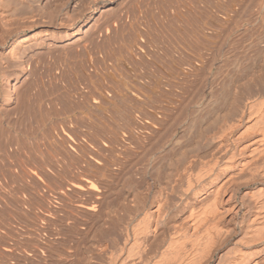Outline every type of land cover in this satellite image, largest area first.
<instances>
[{
	"label": "bare ground",
	"instance_id": "obj_1",
	"mask_svg": "<svg viewBox=\"0 0 264 264\" xmlns=\"http://www.w3.org/2000/svg\"><path fill=\"white\" fill-rule=\"evenodd\" d=\"M96 1L75 9L73 0H0L4 105L14 92L6 85L27 74V57L36 50L67 67L80 41L72 40ZM209 2L210 15L203 16H210V37L201 40L207 32H198L205 29L203 20L194 21L200 16L158 12L150 20L160 14L161 29L147 21L124 49L109 53L113 61L106 54L111 75L109 67L99 76L93 72L95 80L83 75L87 90L75 111L82 129L74 126L76 118L49 126L50 138L34 140L26 157L33 165L18 169L19 201L28 207V195L30 208L21 219L22 253H2L6 264H264V0ZM72 42L71 54L60 45L57 54L50 52L54 44ZM97 50L81 61L104 60ZM46 63L42 68L49 70ZM19 102L10 110L21 111Z\"/></svg>",
	"mask_w": 264,
	"mask_h": 264
},
{
	"label": "rangeland",
	"instance_id": "obj_2",
	"mask_svg": "<svg viewBox=\"0 0 264 264\" xmlns=\"http://www.w3.org/2000/svg\"><path fill=\"white\" fill-rule=\"evenodd\" d=\"M74 1V3H72L73 5H74V7H75V9L76 8H78L79 6H80V4L81 5H83L85 2L86 3H90L91 2V0H73ZM78 1H79V3H78ZM93 1V0H92ZM191 1V2H190ZM208 1V2H207ZM210 0H97L96 2H97V9H96V13L94 12L91 16H90V18L87 20V22H85L84 23V25L82 26V28H81V30H80V32L77 34V36L74 38V40H72L73 42H75V41H77V39L78 40H80V41H77V42H79V45L81 46L80 47V49L81 48H84L85 50H86V52H85V50H81V52L82 51H84L83 52V54L80 52V49H78L79 48V45H75L73 42H72V44L69 46L68 45V43H67V45H66V43H60V44H58V46L57 45H53V46H51L50 47V52L52 53V52H54V54H57L58 53V51L61 49V50H63L64 52H69V54H71V53H73V55H74V58H75V53L74 52H72L74 49H75V47H76V49L75 50H78V51H75V52H77V56L76 57H79V59H80V61H81V59L83 60V56L84 57H86L85 56V54L86 53H90L91 51H89V50H93V52L92 53H94V51H96L97 49H99V50H97V51H99L100 52V54H99V52L97 53L96 52V54L99 56V57H103V59L104 60H102V58H101V60L97 57V55H96V57L97 58H94V59H96V60H92V59H90V61H88V60H86L87 58H85L84 59V62L83 61H81V63L80 64H78L80 61L79 60H77V61H79V62H77L76 61V58L74 59V58H71L70 60H69V64L67 63V64H65V66H67L68 68H71L72 70H73V72L74 73H72L71 71L72 70H70V69H67V67H64L63 65L64 64H62V63H60V62H56L59 66H60V68H59V66H58V68H56L57 67V64H54L53 63V59L50 57V56H48V57H46V59H45V57L44 58H42L43 57V51L44 50H40V52L38 51V50H36L34 53L35 54H37V52H38V56H36L34 53V55H31L33 58H34V62H33V59H32V57L29 55L27 58H29V60H28V62H26L27 63V67H28V70H26V73L27 74H23L21 77H22V79H21V77L19 78V79H17V80H13V81H10V83L8 82V84L6 85V86H8L11 90H12V96H11V98H10V100H9V102L7 103V104H5L4 105V103H3V99H4V97L2 98V96H4V92H0V97L2 98H0V104H1V106H2V109L0 108V114H2V115H0V123H2L3 125H5V126H3L2 124H1V126H3V128H2V130L3 131H8V132H0V135H2L3 136V138H5L6 137V139H7V141H11V143L9 142H7L5 139H3L2 138V136H1V138H0V178H6L7 180H8V184L9 185H12L13 183H9L10 182V180H9V178L10 179H12L11 177H13V175H14V171H16L17 170V172L19 171V170H23L24 171V169H26V170H28V168L31 166V165H33L31 162H32V159H30V157L27 159L26 157H28L29 156V154H31V152H32V154H33V149H31V148H33L34 147V140H36L37 142L39 141L38 139H42L43 140V138L45 139V140H48L49 138H50V135H51V133L50 134H48L47 133V130L49 131V129H51V128H49V126L50 127H52V125H56L57 123H59V124H63L65 121H66V119H68L69 121L71 120V118H73L74 120H75V118H76V120H75V122H76V125H74L73 124V121H72V124L74 125V126H76V129H78V127L80 128V123H81V119H78L77 120V117L76 116H78V114L76 113L77 111H78V107L79 106H77L78 104H77V102H78V97H80V93H82L83 92V90H84V87L85 88H87V85H85V83H86V81L88 82V80H89V78H92V80H95L96 78H97V76H96V78L95 77H92V75H96V73H98V76L99 75H101L104 71H102L100 74H99V69L100 70H105V68L106 69H108V67L110 68L109 69V71L107 72L106 70H105V72L106 73H111L112 74V72H111V61L110 60H112V58H113V55H114V51L115 52H117V48L119 49V50H122V49H124V45L126 44V46L128 45L127 43H130L131 42V36L130 35H132V33L135 31V30H131V29H129V28H127L128 26L126 25V24H118V26L115 28V27H113V25H112V22L114 21V19H118L119 17H120V14L121 13H123V12H125V11H127V10H129V11H132V12H137V11H144V16H145V20L147 19V17H148V20H146V22L148 21V24H149V21L152 23V25H153V23H154V25H156V27L158 28H160V26L163 24V26L165 25V22H160V21H163V20H161L160 19V17H161V15L159 14V16L160 17H158L157 18V20H154V21H151L150 19H153V17L155 18L157 15L156 14H158V12L159 13H162V15L164 14V15H166V14H185V15H188L189 16V14H190V17H192L191 19L193 20V18H194V15H195V18L196 17H198V16H200V17H198V18H200V19H194V21L196 20L197 22L196 23H199L200 25H201V23H202V20H203V23L205 22V20H206V22H207V24H208V22H210V19H209V17L207 18H205L204 16H203V14H205V16H206V14L208 15L210 12V2H209ZM80 2H82V3H80ZM183 2V3H182ZM196 2V3H195ZM205 2V3H204ZM78 5H77V4ZM88 3V5L86 6V7H88L89 5H91V4H89ZM188 3H192L191 5L190 4H188ZM204 5H203V4ZM71 4V5H72ZM73 5H72V8H74L73 7ZM84 5H86V4H84ZM99 6V7H98ZM83 7H85V6H83ZM71 8V7H70ZM74 10V9H73ZM189 10V11H188ZM195 10L198 12V11H200V12H198L199 14H202V16L201 15H198V13L197 12H195ZM179 11V12H178ZM181 11H182V13H181ZM157 12V13H156ZM169 12V13H168ZM190 12H193L192 14L190 13ZM195 12V13H194ZM206 12V13H205ZM209 12V13H208ZM152 13V14H151ZM153 15H155V16H153ZM210 15V14H209ZM152 17V18H151ZM205 18V20H204V18ZM202 18V19H201ZM209 19V20H208ZM199 20H200V22H199ZM194 21H190V22H194ZM95 22H97V23H95ZM206 22L204 23L205 25H207L206 24ZM162 23V24H161ZM173 23V22H172ZM171 23V24H172ZM195 22L192 24V25H195L196 24ZM202 23V27H203V29L204 30H201L200 31V29H198L197 28V25H196V30L195 31H198L199 33L201 32V36L203 37L205 34L204 33H206V37L204 36L203 38H201L200 36V38H201V40H203L204 38L206 39V38H208V37H210V36H208L207 34L209 33L210 34V28H209V26H210V23L207 25V26H205L204 24ZM97 24V25H96ZM100 24V25H99ZM176 24H178V23H176ZM192 25H190V27L192 28L193 26ZM199 25V27L202 29V27ZM204 25V26H203ZM98 26V27H97ZM162 26V27H163ZM105 27L106 28H109V30L107 31V32H104V29H105ZM161 27V28H162ZM195 27V26H194ZM193 27V28H194ZM96 28V29H95ZM160 28V29H161ZM208 28V29H207ZM99 29V30H98ZM198 29V30H197ZM96 30V31H95ZM139 30V29H138ZM93 31V32H92ZM193 31V29L191 30V32ZM202 31H204V33L202 32ZM97 32V34L95 35V33ZM194 32V31H193ZM192 32V33H193ZM93 33H94V35H93ZM192 33H190V35L192 34ZM203 33V34H202ZM189 34V33H188ZM194 34V33H193ZM192 34V35H193ZM196 34H198V33H196ZM195 34V35H196ZM198 35H200V34H198ZM198 35H196V37H198ZM94 36V37H93ZM97 36V37H96ZM130 36V37H129ZM208 36V37H207ZM90 38H92V39H90ZM96 38V39H95ZM99 38V39H98ZM199 38V39H200ZM76 39V40H75ZM210 39V38H209ZM94 40V41H93ZM128 40H130V41H128ZM205 41H209V40H205ZM96 42H97V45H96ZM99 42V43H98ZM76 43V42H75ZM82 43H83V47H82ZM61 44H65V46H64V48L65 47H67V46H69V48L67 47V48H65V50L63 49V46L61 45ZM75 45V47H74V45ZM95 44V45H94ZM59 45L61 46L60 47V49H58L59 48ZM92 45L93 46H96L95 48H97V49H94V47H92ZM74 48H73V47ZM118 46V47H117ZM71 47L73 48L72 49V51H71ZM90 47V48H89ZM123 47V48H122ZM51 48L54 50H51ZM113 48H114V50H113ZM55 49H57V50H55ZM67 49H69L70 51H71V53H70V51H68ZM60 50V51H61ZM110 50H111V52H110ZM57 51V52H56ZM102 51V52H101ZM81 53V55H80V53ZM108 52V53H107ZM92 53H90V55L92 54ZM103 53V54H102ZM109 53H112L113 55H111V54H109ZM31 54V53H30ZM88 54H86L87 56H88ZM103 56H102V55ZM106 54H109V55H107L109 58H111L110 60H109V58L108 57H105L106 56ZM123 54H124V58L126 59V58H128L127 56H125V55H128V54H125V52H123ZM39 55H40V57H41V59L43 60H41L40 59V57H39ZM52 55H53V53H52ZM72 55V56H73ZM79 55V56H78ZM89 55V56H90ZM112 56V57H111ZM37 57V58H36ZM38 57H39V59H38ZM51 58V59H50ZM106 58H107V66H106V62H105V60H106ZM38 61H37V60ZM47 59H48V62H49V64L52 66V69H51V66H50V68H49V70H48V68L47 67H49V65L46 63L47 62ZM78 59V58H77ZM36 60V61H35ZM41 60V61H40ZM45 60H46V62H45ZM73 60H75L74 62H75V64H74V62L72 63V61ZM87 62H86V61ZM52 61V62H51ZM94 63H93V62ZM98 61H99V63H98ZM102 61H104L103 63L105 64V66H104V64L102 63V67H101V62ZM110 61V62H109ZM113 61V60H112ZM43 62V63H42ZM45 62V63H44ZM33 63V64H32ZM42 63V64H41ZM70 63H71V65H70ZM84 63V64H83ZM87 63V64H86ZM89 63V64H88ZM92 63V64H91ZM109 63H110V65H109ZM33 66H31V65ZM43 64H46V68L47 69H45V68H42L43 67ZM86 64V65H85ZM91 64V65H90ZM98 64H99V68H98V70H97V66H98ZM54 65H55V67H54ZM69 65V66H68ZM74 65L75 66H77L78 65V67H76V70H78V71H76L75 70V67H74ZM88 65V66H87ZM31 66V67H30ZM39 66V67H38ZM45 66V65H44ZM73 66V67H72ZM94 66V69L92 70V68L91 67H93ZM96 66V67H95ZM62 67V68H61ZM103 67H104V69H103ZM32 68V69H31ZM54 68H56L55 70H53ZM63 68H66V69H64L65 70V72H64V74L67 72V75L65 74H63L62 73V70H63ZM88 70H87V69ZM37 69H41L40 70V72H39V70H37ZM44 69V70H43ZM50 69H51V71H50ZM83 69H85V71L83 70ZM47 70V71H46ZM69 71V73H68V71ZM32 71H33V73H32ZM34 71H36V72H34ZM44 71H46L47 73H49V71L51 72L50 74H48V76H46L45 75V73H44V75L47 77V78H49V76L51 75V74H55L56 75V73H57V75L60 77V76H63V77H54L53 78V76H50L51 78H49V79H47L46 77H44V75L42 74ZM57 71V72H56ZM59 71H61V72H59ZM90 71V73H88ZM92 71V72H91ZM96 71V72H95ZM29 72H31V73H29ZM38 72V73H37ZM42 72V73H41ZM53 72V73H52ZM56 72V73H55ZM70 72L72 73V74H70ZM76 72V73H75ZM81 72V73H80ZM94 72V74H92ZM28 73H29V75L32 77V78H27V76L28 77H30L29 75H28ZM34 73H35V76L37 77V80H38V78L40 79V76L42 75V79H43V81L42 80H39L40 81V83H39V81H37V80H35V76H33L34 75ZM46 73V74H47ZM60 73H62V74H60ZM80 73V74H79ZM84 73V74H83ZM86 73V74H85ZM88 73V74H87ZM105 73V74H106ZM109 73V75H111ZM41 74V75H40ZM82 74V75H81ZM24 75H27V76H24ZM40 75V76H39ZM75 75V76H74ZM83 75H84V79L86 80H84V82H81L82 80H83ZM91 76V77H87V76ZM106 75H108V74H106ZM68 76V77H67ZM23 77H25V79L27 78L28 79V81H27V79L25 80V79H23ZM35 77V78H34ZM67 77V78H66ZM79 77V78H78ZM88 79H86V78ZM54 80H56V81H53V79ZM72 78V79H71ZM94 78V79H93ZM29 79H34L35 81H37V82H34V80H33V83H35V84H33V83H30V82H32V80L30 81ZM50 79H52V81L54 82H52ZM58 79V80H57ZM61 79V80H60ZM64 79V80H63ZM70 81H69V80ZM74 79V80H73ZM76 79V80H75ZM81 79V80H80ZM19 80V81H18ZM45 80V81H44ZM48 80H50L51 81V83L50 82H48ZM68 80V81H67ZM91 80V81H92ZM17 81V82H16ZM30 81V82H29ZM59 81V82H58ZM63 81V82H62ZM66 81V82H65ZM74 81V82H73ZM90 81V80H89ZM1 82V86H0V88H4V86H5V84H4V82L3 81H0ZM13 82H15V83H13ZM26 82V83H25ZM27 82H28V84H27ZM43 84H42V83ZM49 84H48V83ZM58 82V83H57ZM68 82V83H67ZM72 82V83H71ZM94 82V81H93ZM36 83H38V85L36 84ZM55 83H57V85L55 84ZM62 85H61V84ZM71 83V84H70ZM73 83H75V85L73 84ZM82 83H83V85H85V86H83V88H82ZM4 84V85H3ZM25 84H27L26 86H25ZM33 84V85H32ZM48 84V85H47ZM61 86H63L64 84H66V86H64V88L63 87H60V85ZM3 85V86H2ZM22 85V86H21ZM24 85V86H23ZM29 85V86H28ZM31 85V86H30ZM39 85H42L43 86V90H42V87L41 86H39ZM50 85H52V86H50ZM56 85V86H55ZM55 86V87H54ZM80 86V87H79ZM11 87H16V88H11ZM18 87V88H17ZM26 87H29V89L28 88H26ZM40 87V88H39ZM46 87V88H45ZM66 87V88H65ZM68 87V88H67ZM78 87L81 89H79V92H76L75 93V91L76 90H78ZM2 88V89H3ZM6 88V87H5ZM21 88H25L24 90H26V93H27V95H26V93L24 92V90L22 91V89ZM32 88V89H31ZM39 88V89H38ZM45 88V89H44ZM50 88H51V90H50ZM55 88H57V89H55ZM63 92V90L65 89V91L60 95L59 93L61 92L59 89ZM35 89H37V91H35ZM41 89V91H39ZM88 89H89V87H88ZM93 89V91H95L94 90V88H92ZM19 90H20V93H19ZM34 90V91H33ZM48 90H50V92L48 91ZM55 90H56V92H55ZM71 90V91H70ZM85 90H87V89H85ZM84 90V91H85ZM32 91V92H31ZM38 91H39V93H40V95H38L39 93H38ZM43 91V92H42ZM59 91V92H58ZM67 91V92H66ZM17 92V93H16ZM71 92V93H70ZM24 93V94H23ZM38 93V94H37ZM66 93V94H65ZM28 94H30V95H28ZM38 95V97H37V95ZM48 94H49V96H48ZM79 94V95H78ZM17 95H19V96H17ZM33 95H35V97L33 96ZM72 95V96H71ZM48 96V97H47ZM58 96V97H57ZM62 96V97H61ZM64 96V97H63ZM71 98H70V97ZM25 97V98H24ZM28 97V98H27ZM34 97V99H36L37 101H39V102H37V101H35L34 99L33 100H31L32 101V103L36 106V102H37V106L36 107H38V103L40 104V102H41V105L39 106L40 107V109L42 110H40V109H36V107H33L34 105H31L30 107L28 106V104L29 103H31V101H29L31 98H33ZM55 97H57L58 98V100H57V98H55ZM13 98V99H12ZM14 98H16V99H14ZM24 100H23V99ZM27 98V99H26ZM43 98V99H42ZM60 98V99H59ZM70 98V99H69ZM19 99H21L20 100V102H19ZM40 99V100H39ZM23 100V101H22ZM50 100V101H49ZM53 100V101H52ZM61 100V101H60ZM69 100V101H68ZM79 100H80V98H79ZM17 101L19 102V105H20V107H21V105H22V109H21V111L20 110H17V109H15L16 108V106H17ZM34 101V102H33ZM52 101V103L54 102H59V103H57V106H58V104L59 105H61V107L62 108H65L68 112H69V109H71L70 111L71 112H69V114L68 115H66L68 112L66 111H64L65 113H62L63 112V109H62V111L60 110L61 109V107H57L56 105H55V107H54V103H53V105L51 104V106H52V108H51V106L49 107V104H50V102ZM2 102V103H1ZM28 102V103H27ZM60 102H61V104H60ZM16 103V104H15ZM21 103H23V104H21ZM25 103H27L26 105H25ZM49 103V104H48ZM79 104H80V101L78 102ZM56 104V103H55ZM65 104V105H64ZM15 106V111H14V109L13 110H10V109H12L14 106ZM70 106V107H68V106ZM76 105V107H77V109H75L76 107H74ZM0 106V107H1ZM10 106V107H9ZM45 106V107H44ZM64 106V107H63ZM65 106H67L68 107V109H67V107H65ZM74 108H73V107ZM4 107H5V109H4ZM12 107V108H11ZM18 107V106H17ZM24 107H26L25 109H24ZM28 107V108H27ZM57 107V108H56ZM74 109H72V108ZM8 108V109H7ZM19 108V107H18ZM35 108V109H34ZM50 108V109H49ZM56 108V109H55ZM24 109V110H23ZM27 109V110H26ZM55 109V110H54ZM59 110V111H57L56 112V110ZM4 110H8V112L7 111H5V112H3ZM17 110V111H16ZM23 110V111H22ZM9 111H14V112H9ZM19 111V112H18ZM76 111V112H75ZM53 112V113H52ZM18 113H19V115H18ZM55 113H57L58 115H56ZM74 113V114H73ZM75 113H76V115H75ZM7 114V115H6ZM10 114V115H9ZM14 114V115H13ZM17 115V116H16ZM60 115H62V116H60ZM10 116V117H9ZM13 116V117H12ZM59 116V117H58ZM69 116H71V117H69ZM72 116H74V117H72ZM9 117V118H8ZM22 117H23V119H22ZM66 117V118H65ZM69 117V118H68ZM13 118V119H12ZM17 118V119H16ZM78 118H80L79 116H78ZM7 119V120H6ZM15 119V120H14ZM80 120V123L77 125V122ZM3 121V122H2ZM69 121H66L65 123H67V122H69ZM71 122V121H70ZM10 123V124H9ZM18 123V124H17ZM51 125H50V124ZM68 124V123H67ZM58 125V124H57ZM63 125H66V124H63ZM78 126V127H77ZM7 129H5V128ZM46 127V128H45ZM8 128H10L11 129V131H10V129H8ZM16 128V129H15ZM47 128H49V129H47ZM5 129V130H4ZM45 129V133L43 132V130ZM80 129H82V128H80ZM1 130V131H2ZM78 131H80L79 129H78ZM2 133V134H1ZM8 136H7V135ZM6 135V136H5ZM12 135V136H11ZM48 135H49V138H48ZM11 136V137H10ZM46 136V137H45ZM10 137V138H9ZM12 138H14V141H16V144H15V142L12 140ZM19 139V141L20 142H18V139ZM2 139V140H1ZM24 140V141H23ZM42 140H41V142H42ZM35 141V142H36ZM12 142H14L13 144H12ZM18 142V143H17ZM80 143H82V141L80 140L79 141ZM7 143V144H6ZM3 144V145H2ZM8 144H10V145H8ZM22 145V147H21V145ZM31 144V145H30ZM32 144H33V147H32ZM17 146H19V147H17ZM19 148V149H18ZM21 148V149H20ZM15 149V150H14ZM18 149V150H17ZM23 149V150H22ZM68 149H70L69 147H68ZM13 150V151H12ZM70 151H71V149H70ZM8 154H6V153ZM12 152V153H11ZM30 152V153H29ZM45 152H46V150H45ZM72 152L74 153V151L72 150ZM72 152H70L71 154H73ZM46 153H48V152H46ZM16 154V155H15ZM5 157H3V156ZM11 155V156H10ZM18 155V156H17ZM19 155H20V157H19ZM28 155V156H27ZM74 155H75V153H74ZM13 156V157H12ZM16 156V158H18L17 160L14 158ZM31 157H32V155H31ZM8 158V159H7ZM9 158H11V159H9ZM26 158V159H25ZM6 159V160H5ZM13 159H15V160H13ZM27 160L26 162V164H27V166H26V164H24V162H25V160ZM2 160V161H1ZM11 160V161H10ZM18 160H19V162H18ZM23 162H22V161ZM8 161V162H7ZM28 161H29V163H31V164H29L28 163ZM31 161V162H30ZM3 162V163H2ZM22 162V163H21ZM6 163V164H5ZM1 164H3V165H1ZM16 164V165H15ZM24 165V169H23V167H21V166H23ZM28 164H29V166H28ZM6 165V166H5ZM15 165V166H14ZM21 167V168H20ZM27 167V168H26ZM17 168V169H16ZM19 169V170H18ZM22 170L21 171H19L20 173L22 172ZM25 170V171H26ZM18 172V173H19ZM20 173H19V175H18V177H17V175H16V178L17 179H19L20 178ZM27 173V172H26ZM12 175V176H11Z\"/></svg>",
	"mask_w": 264,
	"mask_h": 264
},
{
	"label": "built area",
	"instance_id": "obj_3",
	"mask_svg": "<svg viewBox=\"0 0 264 264\" xmlns=\"http://www.w3.org/2000/svg\"><path fill=\"white\" fill-rule=\"evenodd\" d=\"M118 24H126L131 30L144 29L147 26L145 20L144 11H125L120 14L118 19H114L112 22L113 27H117ZM119 27V26H118ZM109 28L104 29L107 32ZM17 171H14L12 179L9 178L12 185L8 184L6 178H0V264H6L1 259L2 253H22L21 239L22 230L21 225L23 219V212L29 214L30 197L27 195L26 206L24 207L20 200L19 180L16 178ZM28 180V181H27ZM27 183L29 178H27Z\"/></svg>",
	"mask_w": 264,
	"mask_h": 264
}]
</instances>
